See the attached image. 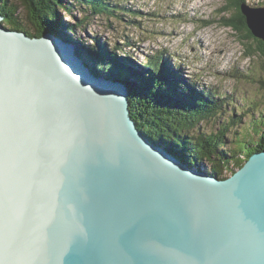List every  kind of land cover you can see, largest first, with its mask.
I'll return each instance as SVG.
<instances>
[{
  "label": "water",
  "instance_id": "95a60500",
  "mask_svg": "<svg viewBox=\"0 0 264 264\" xmlns=\"http://www.w3.org/2000/svg\"><path fill=\"white\" fill-rule=\"evenodd\" d=\"M240 8L264 41V6ZM2 20L0 264H264V151L199 169L138 128L132 69Z\"/></svg>",
  "mask_w": 264,
  "mask_h": 264
},
{
  "label": "trees",
  "instance_id": "16d2710c",
  "mask_svg": "<svg viewBox=\"0 0 264 264\" xmlns=\"http://www.w3.org/2000/svg\"><path fill=\"white\" fill-rule=\"evenodd\" d=\"M246 1L225 0L222 11L227 16H222L221 21L236 32L238 39H252L255 42L254 47L252 44L245 43V54L257 53L262 58L261 67L264 72V41L255 38L247 27L245 15L240 8V4ZM18 6L26 10L29 22L34 25V34L20 24ZM72 8L82 17L74 24L64 25L59 11L63 9L69 16ZM127 12H130V9L121 7L116 0H0V14L5 16L3 24L8 28L23 30L30 36H41L45 31L60 33L67 41L73 42L76 53L89 66L103 72L111 70L118 63L132 69L136 76L134 88L129 96L130 109L138 128L166 148H173L191 165L198 166L204 159L211 164V172L215 176L225 178L228 176L223 175L224 170L229 169V175H231L252 154L264 151V99L254 101L253 108L261 112L252 121L253 127L250 123L249 129L243 128L241 132H235L237 139H230L225 131L231 124H239L240 119H229L217 131L192 136L190 135L192 129L198 128L205 120L221 116L224 109L234 103L228 102V97L217 93L213 88L211 92H208L189 83L179 82L170 75L169 68L164 69L161 58H150L148 65H142L140 69H137L126 62L125 58L130 59L126 53L121 56L125 61L115 55L116 51L124 52L123 47L119 45L120 42L115 39L113 47H109L107 42L102 41L98 36H94L89 46H81L73 39H69L68 30L73 31L74 27L84 30L86 25L90 24L86 22L88 21L86 17L121 18V15ZM212 22H214L212 19H207L202 25ZM124 44H127L125 48L134 49V41L128 40ZM176 74L179 73L176 72ZM235 106L242 110L237 118L254 114L248 109L249 105L236 104ZM252 131L257 136H254Z\"/></svg>",
  "mask_w": 264,
  "mask_h": 264
},
{
  "label": "rangeland",
  "instance_id": "374dc122",
  "mask_svg": "<svg viewBox=\"0 0 264 264\" xmlns=\"http://www.w3.org/2000/svg\"><path fill=\"white\" fill-rule=\"evenodd\" d=\"M116 1L121 7L130 9V12L121 15V18L86 17V22L90 24L84 30L77 27L73 31L64 30L69 33V39L81 46H89L94 36L107 42L109 47L119 41L124 52L116 51L115 55L137 69L148 65L150 58H161L164 69L169 68L171 74L179 73L176 78L179 82L189 83L208 92L213 88L228 97V102L234 103L228 105L221 116L205 120L198 128L192 129V136L217 131L229 119H240L239 124H231L225 131L230 139H237L235 132L249 129L250 123L254 126L252 121L261 111H255L253 103L264 99L262 58L257 53L246 55L245 43L254 47L255 42L252 39H238L236 32L221 21L222 16H227L222 11L225 0ZM246 3L250 6H264V0H247ZM18 7L20 24L34 34V25L29 22L26 10ZM59 12L64 25L74 24L82 17L74 8L68 12L69 16L63 9ZM207 19L214 22L200 27ZM128 40L134 41V49L125 48L127 44L124 42ZM125 53L130 57L129 60L122 59ZM236 104L249 105L248 109L254 112L253 116L242 115L237 118L242 110ZM195 167L213 174L211 164L204 159ZM229 171L224 170L223 175L230 176Z\"/></svg>",
  "mask_w": 264,
  "mask_h": 264
},
{
  "label": "bare ground",
  "instance_id": "6f19581e",
  "mask_svg": "<svg viewBox=\"0 0 264 264\" xmlns=\"http://www.w3.org/2000/svg\"><path fill=\"white\" fill-rule=\"evenodd\" d=\"M0 15H2V14H0ZM2 17H3V20H2V21L4 22V20H5V16L2 15ZM10 28H11V27H10ZM11 29H12V28H11ZM21 31H23V30H21ZM24 32H25V31H24ZM25 33H26V32H25ZM27 34H28V33H27ZM28 35H29V34H28ZM29 36H30V35H29ZM32 37H33V36H32ZM36 37H37V36H36ZM38 37H39V36H38ZM170 72H172V71H170V69H169V73H170ZM170 75H174L173 77L177 78V75H176V74H171V73H170ZM238 106H239V105H238Z\"/></svg>",
  "mask_w": 264,
  "mask_h": 264
}]
</instances>
